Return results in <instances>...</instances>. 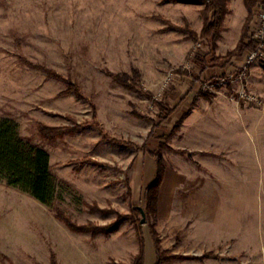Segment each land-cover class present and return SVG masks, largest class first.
<instances>
[{"label": "rangeland", "instance_id": "rangeland-1", "mask_svg": "<svg viewBox=\"0 0 264 264\" xmlns=\"http://www.w3.org/2000/svg\"><path fill=\"white\" fill-rule=\"evenodd\" d=\"M229 9L216 42L221 60L212 63L200 38L203 5L0 0V117L49 153L59 184L51 210L0 182V264H139L142 228L144 264L157 261L152 231L164 257H178L162 264H196L191 257L211 249L212 231L192 224L199 210L223 202L219 193L207 198V182L217 187L223 177L208 165V128L222 131L233 106L246 110L249 129L264 121V62L228 60L244 0ZM41 126L68 131L48 140ZM164 145L173 151L163 153L158 205L146 214L149 152ZM230 165L238 190L253 189L244 176L254 180V165ZM57 210L77 227L107 230L75 232Z\"/></svg>", "mask_w": 264, "mask_h": 264}, {"label": "crops", "instance_id": "crops-1", "mask_svg": "<svg viewBox=\"0 0 264 264\" xmlns=\"http://www.w3.org/2000/svg\"><path fill=\"white\" fill-rule=\"evenodd\" d=\"M244 14L246 17L242 28L248 16L247 9ZM228 110L232 117L223 120L222 131L215 129L211 131L208 128L206 138L207 151L210 153L208 165L212 171L214 168L220 170L223 176L221 182L219 181L221 185L217 187L207 182V198L213 200L219 193L223 202L202 208L196 213L200 216L192 218V224L197 228L204 227L212 233L207 235L210 240L205 244L211 249L195 256L199 259L191 261L196 264H264V121L260 122V126L249 129L246 110L235 106L232 107V113L231 109ZM249 131H254L253 138ZM198 134H200L199 130ZM218 135L223 136L216 137ZM194 151L199 153L202 149L198 147ZM232 162L237 163L238 166L240 164L244 172L248 171L249 164L254 165L255 173L252 175L254 180L250 179L252 177L247 179L248 176H244L246 183H254L253 189L245 185L243 189L238 190L233 175L231 173L227 175L225 171L231 167ZM155 169L154 165L153 179ZM227 182L229 185L231 182L234 184L233 189L227 185ZM231 196L236 200L234 205L230 202ZM220 247L223 249L220 250ZM205 254H214V256L201 258Z\"/></svg>", "mask_w": 264, "mask_h": 264}, {"label": "trees", "instance_id": "trees-1", "mask_svg": "<svg viewBox=\"0 0 264 264\" xmlns=\"http://www.w3.org/2000/svg\"><path fill=\"white\" fill-rule=\"evenodd\" d=\"M170 2H182L187 4L203 5L204 24L200 38L207 43L210 48L206 56L214 55L212 63L219 62L221 59L215 56L216 42L221 37L223 25L227 15L231 0H169ZM248 16L243 25L241 36L236 48L228 54V60L243 58L244 56L255 53L260 46V42L254 36V27L257 14L264 10V0H244ZM264 50V44H263ZM226 60V59H223ZM208 62V61H207ZM206 63V60L204 61ZM191 77L190 75H187ZM227 80L225 76L222 77ZM122 83L128 85L126 82ZM163 112H167L162 110ZM170 115V111H168ZM182 123V121H180ZM181 125V124H180ZM81 127H79L80 129ZM78 129V130H79ZM179 129V125L175 131ZM68 131L67 128H48L41 126L40 132L45 139L54 140ZM74 131V130H72ZM77 131V130H75ZM172 152L169 146H162L158 151L149 152L155 160V175L152 183L145 191L146 214L150 210H155L158 205L160 188L164 181L166 165L164 152ZM0 182H5L9 188L19 190L45 207L54 210L58 200V181L52 173L49 153L30 142L24 140L19 134V125L11 119L0 117ZM140 211V210H139ZM141 213V211H140ZM56 216L65 222L70 229L75 232H97L107 230L106 228L87 225L77 227L68 220L65 215L58 210ZM152 230V229H151ZM152 237L156 246L157 261L155 264L178 259V257H164L160 251V243L155 231ZM214 254H205L201 258L213 257ZM192 259H199L191 257ZM145 263V239L142 228V256L139 264Z\"/></svg>", "mask_w": 264, "mask_h": 264}, {"label": "built area", "instance_id": "built-area-1", "mask_svg": "<svg viewBox=\"0 0 264 264\" xmlns=\"http://www.w3.org/2000/svg\"><path fill=\"white\" fill-rule=\"evenodd\" d=\"M253 33L255 38L260 42V46L255 53L248 54V59L250 63L255 61L264 62V10H260L257 14L256 24Z\"/></svg>", "mask_w": 264, "mask_h": 264}, {"label": "water", "instance_id": "water-1", "mask_svg": "<svg viewBox=\"0 0 264 264\" xmlns=\"http://www.w3.org/2000/svg\"><path fill=\"white\" fill-rule=\"evenodd\" d=\"M140 211H141V214H142V217H143L142 224H145V222H146V214H145V211L142 208H140Z\"/></svg>", "mask_w": 264, "mask_h": 264}]
</instances>
